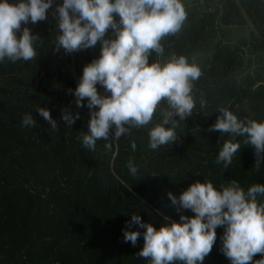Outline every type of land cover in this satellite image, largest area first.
Returning <instances> with one entry per match:
<instances>
[{
  "label": "trees",
  "instance_id": "trees-1",
  "mask_svg": "<svg viewBox=\"0 0 264 264\" xmlns=\"http://www.w3.org/2000/svg\"><path fill=\"white\" fill-rule=\"evenodd\" d=\"M62 3L53 0L47 19L22 23L17 33L19 38L28 27L43 40L35 46L36 59L0 61V264H149L137 255L144 246V228L132 224L131 230L140 232L137 243L124 241L134 213L158 229L165 217L179 221L181 212L195 215L191 210L178 212L169 192L179 197L205 179L218 190L233 179L245 191L264 184V153L257 171L254 146L235 137L241 148L224 169L214 160L225 140L233 137L209 131L220 107L242 120H264V0H182L187 18L181 30L161 40L164 52L159 56L153 52L149 63L163 65L173 55L196 63L201 69L193 82L196 109L183 120L174 117L179 127L172 144L157 150L148 147L149 130L160 123L161 108H168L161 101L151 123L119 140L113 126L112 148L100 139L94 152L78 138L88 130L87 98L84 107H77L73 93L84 66L101 55V43L72 53L55 51L56 8ZM113 18L119 23L118 14ZM218 22L231 28L249 26L248 37L238 36L237 29L224 34ZM112 38L110 27L105 39ZM96 87L99 94H108L99 83ZM37 107L50 110L57 129H51ZM64 110L80 114L71 127L62 119ZM25 113L33 116L35 126L22 125ZM129 159L138 166L135 177L127 167ZM224 231L217 227L216 241L202 264H231L221 250ZM261 258L264 254L258 253L253 261Z\"/></svg>",
  "mask_w": 264,
  "mask_h": 264
},
{
  "label": "clouds",
  "instance_id": "clouds-1",
  "mask_svg": "<svg viewBox=\"0 0 264 264\" xmlns=\"http://www.w3.org/2000/svg\"><path fill=\"white\" fill-rule=\"evenodd\" d=\"M52 3L53 0H19L18 3L0 0V61L7 58L12 62H27L37 58L35 46L43 40L28 27L23 28L19 38L17 33L22 23L35 24L47 19ZM56 12L59 34L54 40L55 51L63 48L66 53H72L94 48L98 41L101 43V55L84 66L73 93L76 106L84 107L87 98L90 110L88 130L78 137L83 146L94 152L97 141L104 139L108 141L105 147L110 150V128L114 126L115 140H119L133 129L148 125L161 101L168 108H161L160 123L149 130L148 147L157 150L172 144L179 127L174 117L183 120L196 109L193 82L200 78L201 69L183 55H173L163 65L156 60L149 63V57L153 52L161 55L164 52L161 40L181 30L187 18L182 0H63ZM113 13L118 14L119 23ZM110 27L114 38L105 39ZM98 83L107 95L98 93ZM200 107H205L203 100ZM36 110L51 124V129H57L49 109L37 107ZM218 111L220 115L209 131L231 134L233 139L225 140L214 163L228 168L241 148L240 141L234 138L244 137L243 144L255 148L258 171L264 153V120H242L225 107ZM79 115V112L73 115L62 111L68 127ZM22 125L33 127L36 121L30 113H25ZM131 147L136 150L135 141ZM127 167L135 177L138 166L132 159ZM168 196L178 212L191 210L195 215L189 217L181 212L179 221L165 217L157 229L134 213L128 222L129 228L124 230V241L133 246L137 243L140 232L131 230L132 224L145 229L144 246L138 257L147 258L149 264H202L216 241L217 227L223 226L221 250L231 264H264V258L253 261L256 254H264V199L258 200L264 198V184H253L245 191L233 179L226 186L221 184L218 190L205 179L191 184L179 197L171 192Z\"/></svg>",
  "mask_w": 264,
  "mask_h": 264
},
{
  "label": "rangeland",
  "instance_id": "rangeland-1",
  "mask_svg": "<svg viewBox=\"0 0 264 264\" xmlns=\"http://www.w3.org/2000/svg\"><path fill=\"white\" fill-rule=\"evenodd\" d=\"M218 20V19H217ZM218 28L220 30H222L224 32V34H228V33H232V34H235L236 33V29L237 30H240L241 32H238V36L240 37H244V38H247L248 37V31H249V26H246L244 29H239V28H236V27H225V26H221V24L218 22ZM233 39V37H232ZM262 64H264V55H263V59H262Z\"/></svg>",
  "mask_w": 264,
  "mask_h": 264
}]
</instances>
